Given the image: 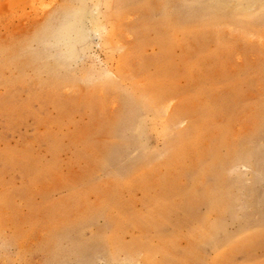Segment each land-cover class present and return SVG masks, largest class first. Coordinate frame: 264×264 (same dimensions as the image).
<instances>
[{"label":"rangeland","instance_id":"1","mask_svg":"<svg viewBox=\"0 0 264 264\" xmlns=\"http://www.w3.org/2000/svg\"><path fill=\"white\" fill-rule=\"evenodd\" d=\"M0 264H264V0H0Z\"/></svg>","mask_w":264,"mask_h":264},{"label":"bare ground","instance_id":"2","mask_svg":"<svg viewBox=\"0 0 264 264\" xmlns=\"http://www.w3.org/2000/svg\"><path fill=\"white\" fill-rule=\"evenodd\" d=\"M81 20H82V16H76L72 7H67V9L64 11V14H63L62 23L58 26L60 28L56 32H53V33L50 32V33L51 35L54 36V38L58 42H63V41L65 42L66 38L68 37L67 35L78 34L79 28L81 27L80 24H82ZM66 45L69 48L73 47V44L71 41L69 45L68 44Z\"/></svg>","mask_w":264,"mask_h":264}]
</instances>
